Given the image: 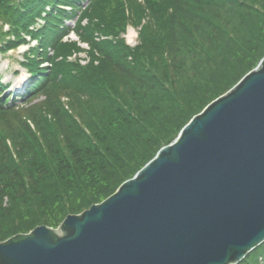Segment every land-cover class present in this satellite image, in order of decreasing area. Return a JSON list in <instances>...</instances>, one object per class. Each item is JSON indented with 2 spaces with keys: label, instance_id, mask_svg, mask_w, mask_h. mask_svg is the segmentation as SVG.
I'll return each instance as SVG.
<instances>
[{
  "label": "trees",
  "instance_id": "16d2710c",
  "mask_svg": "<svg viewBox=\"0 0 264 264\" xmlns=\"http://www.w3.org/2000/svg\"><path fill=\"white\" fill-rule=\"evenodd\" d=\"M21 44L24 93L0 75V241L100 203L238 83L264 57V0H0V53Z\"/></svg>",
  "mask_w": 264,
  "mask_h": 264
},
{
  "label": "water",
  "instance_id": "95a60500",
  "mask_svg": "<svg viewBox=\"0 0 264 264\" xmlns=\"http://www.w3.org/2000/svg\"><path fill=\"white\" fill-rule=\"evenodd\" d=\"M264 242V57L100 203L0 264H238Z\"/></svg>",
  "mask_w": 264,
  "mask_h": 264
},
{
  "label": "rangeland",
  "instance_id": "374dc122",
  "mask_svg": "<svg viewBox=\"0 0 264 264\" xmlns=\"http://www.w3.org/2000/svg\"><path fill=\"white\" fill-rule=\"evenodd\" d=\"M127 27H133V26L128 24ZM134 29L139 30V28H135V27ZM82 46L87 48L86 44H82ZM24 49H26V47H21L20 49L15 50V51H10L9 53L5 55H2L0 53V74L2 75L4 81H11V82H14L15 84H18L21 81V79L26 78L27 74L24 71L25 69L22 68V66L19 63L20 61H22L21 55ZM81 55L84 57L85 53H82ZM21 101L22 100H18L17 103H20ZM5 202H6V199H5Z\"/></svg>",
  "mask_w": 264,
  "mask_h": 264
}]
</instances>
